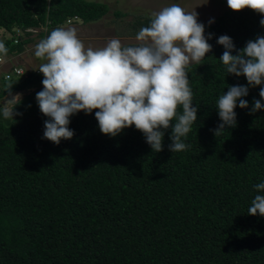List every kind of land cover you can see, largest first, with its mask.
I'll use <instances>...</instances> for the list:
<instances>
[{"label":"trees","instance_id":"1","mask_svg":"<svg viewBox=\"0 0 264 264\" xmlns=\"http://www.w3.org/2000/svg\"><path fill=\"white\" fill-rule=\"evenodd\" d=\"M107 11L86 0H0V30L11 34L0 42L12 56L32 41L15 29L73 16L87 23ZM152 19L139 17L132 27L139 32ZM261 19L264 14L227 4L204 24L212 51L188 69L198 112L182 138L184 151L169 149L171 126L160 129V152L135 125L106 135L98 109L70 116L74 136L57 145L44 138L50 118L38 101L16 104L13 119L0 120V264H264V216L248 213L255 196L264 195L255 188L264 183V108L250 114L254 100L264 104V84L252 87L244 76L228 74L217 42L229 36L238 55L264 36ZM39 76L2 74L0 101L44 79ZM236 85L249 88L242 97L248 108L238 100L236 126L217 137L213 130L223 123L217 101Z\"/></svg>","mask_w":264,"mask_h":264},{"label":"clouds","instance_id":"2","mask_svg":"<svg viewBox=\"0 0 264 264\" xmlns=\"http://www.w3.org/2000/svg\"><path fill=\"white\" fill-rule=\"evenodd\" d=\"M227 4L233 11L251 9L264 14V0H227ZM197 17L195 10L186 12L173 4L154 13L150 26L139 30L138 45L122 46L119 39L113 38L97 50L85 48L75 28H59L68 24V19L70 23L83 22L77 16L55 24L47 22L37 31L21 30L25 36H19L24 38L27 33L32 37L57 28L48 31L50 35L35 50V56L46 61L38 69L43 73L44 87L36 95L41 112L50 118L45 121L44 138L57 145L62 138L72 139L74 131L68 127L69 117L80 111L91 114L98 109L95 116L106 135L115 137L135 125L153 151L160 152L164 140L160 129L171 126L173 143L169 149L173 153L184 151L188 145L182 138L191 131L198 112L193 107L188 69L193 63L200 64L212 51L208 40L213 34L205 37V25ZM213 22L210 20L209 24ZM260 24L264 26V19ZM217 42L225 48L220 60L228 74L246 77L252 87L264 84V36L249 40L238 55L232 54L235 45L229 36L222 35ZM7 51L0 42V54L7 55ZM248 94L247 86L236 85L219 97L217 107L223 123L213 130L217 137L226 127L236 126L237 101L241 109L248 108V101L242 99ZM259 96L264 98V87ZM16 97L9 102L15 103ZM253 104L250 114L264 108L259 99ZM181 106L182 114H178ZM3 116L13 119L14 110L5 106ZM255 188L264 191V183ZM248 213L264 216V195L255 196Z\"/></svg>","mask_w":264,"mask_h":264},{"label":"rangeland","instance_id":"3","mask_svg":"<svg viewBox=\"0 0 264 264\" xmlns=\"http://www.w3.org/2000/svg\"><path fill=\"white\" fill-rule=\"evenodd\" d=\"M89 2H98L106 4L108 11L105 15L97 20L84 23L72 22L65 24L59 28H75L78 37L82 40L85 48L91 47L97 50L106 46L107 42L113 38L119 39L122 46H136L140 42L136 40V32L133 29V23L141 17H153L154 13L159 12L165 7L173 4L179 5L186 12L196 11L198 13L197 20L202 24H209L210 20L217 18L227 8V0H86ZM206 3V4H204ZM116 12L123 13L122 16H116ZM57 29V28H55ZM55 29H47L46 34L30 36V41L25 45V49L21 53H14L12 56L5 55L9 58L11 65H21L30 71L38 70L43 61L35 56L36 45L47 38ZM0 36L3 39L11 38V34L0 30ZM32 38V39H31ZM0 56H3L0 54ZM2 64L0 70H7ZM42 74V73H41ZM39 74V77H42ZM246 78V77H245ZM43 77L40 81L28 86L24 91L17 92L11 95V98H6L0 101V120L5 119L3 116V108L8 106L13 109L16 104L29 106L37 101L36 95L43 90ZM18 96V97H16ZM16 97L15 103L10 104V99ZM5 121V120H3Z\"/></svg>","mask_w":264,"mask_h":264},{"label":"built area","instance_id":"4","mask_svg":"<svg viewBox=\"0 0 264 264\" xmlns=\"http://www.w3.org/2000/svg\"><path fill=\"white\" fill-rule=\"evenodd\" d=\"M67 22L70 23L71 21L68 19ZM43 26L44 25H41L40 28H43ZM37 29L38 28H29L26 30L37 31ZM16 33H18V35L25 36L24 34H22L23 32H21V30H19V29L16 30ZM5 58H9V57H7L5 55L0 56V67L2 64L5 67H6V65H9V67L7 68V70H3V71L0 70V77L2 74H3L5 79H9L12 75L21 77V76L25 75L27 71H30L29 69H25L24 66H21V65H11L10 60L5 59ZM35 72H36V74L41 73L39 70H35Z\"/></svg>","mask_w":264,"mask_h":264},{"label":"crops","instance_id":"5","mask_svg":"<svg viewBox=\"0 0 264 264\" xmlns=\"http://www.w3.org/2000/svg\"><path fill=\"white\" fill-rule=\"evenodd\" d=\"M85 23V22H84ZM88 23V22H87Z\"/></svg>","mask_w":264,"mask_h":264}]
</instances>
